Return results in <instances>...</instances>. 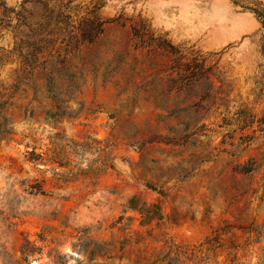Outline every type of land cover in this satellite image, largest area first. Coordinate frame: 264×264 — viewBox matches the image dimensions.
<instances>
[{
	"label": "rangeland",
	"instance_id": "obj_1",
	"mask_svg": "<svg viewBox=\"0 0 264 264\" xmlns=\"http://www.w3.org/2000/svg\"><path fill=\"white\" fill-rule=\"evenodd\" d=\"M35 1L0 0V264H264V0Z\"/></svg>",
	"mask_w": 264,
	"mask_h": 264
},
{
	"label": "trees",
	"instance_id": "obj_2",
	"mask_svg": "<svg viewBox=\"0 0 264 264\" xmlns=\"http://www.w3.org/2000/svg\"><path fill=\"white\" fill-rule=\"evenodd\" d=\"M35 3L38 4L40 2L38 0H36ZM256 6L257 7H255V8H249V10L256 16L257 20L260 23L261 30L264 31V5L262 3H257ZM49 12H52V10H50ZM14 15H15L14 18H16V20L19 22V18L22 17V10L20 12L14 13ZM65 17H66L65 18L66 20H69L68 16H65ZM49 18H50V16H49ZM11 20H13V18H10V21ZM64 24H66V23H64ZM34 25L36 27H38V29H39L38 32H41L42 29L45 27L46 23L45 22H38V23H35ZM16 27H19V24ZM29 33H30V35H32V33L30 31H29ZM100 33L101 32L98 29L96 31H84L81 34V39L83 41H87L88 43H92L97 38L98 34H100ZM36 34H34V35H36ZM263 39H264V37H263ZM40 41L42 42L43 40H40ZM20 44H21V41H19V45ZM17 52L21 56L22 51L20 49H18ZM35 52L39 53L38 49ZM262 53L264 54V50H262ZM22 60L24 61V64H27V57L26 56H22ZM48 84H49V82H48ZM263 158H264V156H262V160H263ZM262 166H264L263 162L260 164H257V165H255V163L254 164L250 163L249 168L244 167V168L240 169V171L243 173H253V172L261 169Z\"/></svg>",
	"mask_w": 264,
	"mask_h": 264
}]
</instances>
